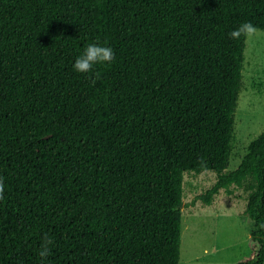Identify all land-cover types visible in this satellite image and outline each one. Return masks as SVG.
Returning a JSON list of instances; mask_svg holds the SVG:
<instances>
[{
    "label": "trees",
    "instance_id": "16d2710c",
    "mask_svg": "<svg viewBox=\"0 0 264 264\" xmlns=\"http://www.w3.org/2000/svg\"><path fill=\"white\" fill-rule=\"evenodd\" d=\"M250 29L264 0H0V264H179L186 172L250 181L264 264V131L225 173Z\"/></svg>",
    "mask_w": 264,
    "mask_h": 264
},
{
    "label": "rangeland",
    "instance_id": "374dc122",
    "mask_svg": "<svg viewBox=\"0 0 264 264\" xmlns=\"http://www.w3.org/2000/svg\"><path fill=\"white\" fill-rule=\"evenodd\" d=\"M264 131V31L245 34L240 91L231 154L225 173L234 171L249 144ZM214 172L183 175L179 264H236L247 252L250 224L245 210L250 181L220 190L210 205L198 200L217 180Z\"/></svg>",
    "mask_w": 264,
    "mask_h": 264
}]
</instances>
